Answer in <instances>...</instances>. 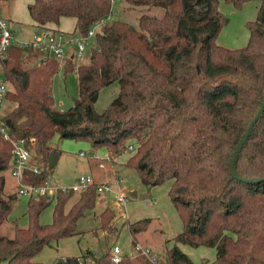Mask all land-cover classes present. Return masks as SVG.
Returning <instances> with one entry per match:
<instances>
[{
    "label": "trees",
    "instance_id": "16d2710c",
    "mask_svg": "<svg viewBox=\"0 0 264 264\" xmlns=\"http://www.w3.org/2000/svg\"><path fill=\"white\" fill-rule=\"evenodd\" d=\"M115 1L34 0L29 12L37 27L50 30L49 24L74 18L70 36H87L96 22L115 14ZM120 1L161 7L164 14H144L138 26L114 16L95 33L87 64L66 58L62 67L43 48L16 44L1 59L0 72L10 84L7 103L14 105L4 123L13 138L24 139L42 156L41 163L32 157L31 165L41 171H25V182L43 185L50 177L56 135L88 140L94 149L107 148L111 157L132 146L127 165L144 185L172 181L169 196L183 230L171 239L167 264H197L179 244L216 248V259L201 264H264V0H259L256 19L247 23V45L236 49L217 43L225 22L219 0ZM225 1L241 8L252 0ZM61 68L77 75L80 103L69 109L58 108L53 93ZM115 83L117 97L97 113L91 98ZM12 151L0 134V264H41L36 255L52 241L78 233V220L95 208L99 193L91 187L69 208L73 191L30 198L28 226L14 221L13 234H4L1 229L17 201L5 191ZM51 204L52 222L41 223ZM114 216L107 207L98 218L108 227ZM151 222L130 224L133 244ZM52 264L135 263L127 255L116 263L109 250L100 255L89 250Z\"/></svg>",
    "mask_w": 264,
    "mask_h": 264
},
{
    "label": "rangeland",
    "instance_id": "374dc122",
    "mask_svg": "<svg viewBox=\"0 0 264 264\" xmlns=\"http://www.w3.org/2000/svg\"><path fill=\"white\" fill-rule=\"evenodd\" d=\"M259 5V0H252L244 3L241 8H237L225 0H219V9L224 15L225 22L217 37V43L231 49L245 47L250 38L247 23L256 19ZM197 9L200 10L201 7L197 5ZM114 10L115 17L128 21L135 26H138L139 18L144 14L156 16L164 14V9L161 7L131 6L127 2L121 1L114 4ZM11 27L15 28L17 34L15 38L21 42L31 41L33 32L37 29V27L34 29L31 24L23 25V27L11 25ZM74 37L79 36L75 34ZM76 44L75 42V45H71L70 48L74 49ZM90 55L89 47L82 57L75 59V63H89ZM64 64L61 62L62 67ZM53 93L58 108L69 109L74 107L79 99L76 73L66 74L61 68L54 77ZM118 93L119 86L117 83L102 88L94 102L95 111L102 113L117 97ZM13 107V104H4L5 111ZM51 146L59 154L56 167L49 168L53 184L71 186L81 175H93L94 172L103 170L105 178H98L96 181L98 183L110 182L115 192L101 193L95 208L87 210L85 215L78 220L76 230L78 233L58 241H52L50 245H46L36 255L35 261L41 264H52L57 258L63 256L64 258L79 257L89 250L100 255L107 250L111 252L115 245H119L124 256L127 255L135 264H167L168 250L174 244L171 239L183 230L182 220L169 196L172 181L169 180L154 187L144 185L138 171L127 165L133 150H127L119 156L111 157L105 147L94 149L88 140L62 139L59 135H56L52 140ZM31 152L33 161L41 163L42 156L38 151L33 148ZM91 152L94 153V156L90 155ZM101 163L104 164L105 168H100ZM10 167L4 172L7 179L5 191L6 195L15 194L17 201L1 232L11 236L13 234L12 222H17L21 227H27L29 224L26 214L29 198L19 194L17 181L13 177ZM119 178L123 181H118ZM133 191L137 192V197L131 195ZM116 193H123L126 196V202L117 203ZM81 194L74 193L67 207H71ZM53 207L54 204H51L42 212L41 223L52 222ZM107 207L114 210L115 216L110 225L104 227L98 216ZM145 218H151L152 222L146 231L137 235L136 242L133 244L130 224ZM136 244L149 249V256L135 250ZM179 246L197 264H201L205 260L214 261L217 257V250L214 247H191L185 244H179Z\"/></svg>",
    "mask_w": 264,
    "mask_h": 264
},
{
    "label": "built area",
    "instance_id": "2783aa9c",
    "mask_svg": "<svg viewBox=\"0 0 264 264\" xmlns=\"http://www.w3.org/2000/svg\"><path fill=\"white\" fill-rule=\"evenodd\" d=\"M114 16L115 14H109L107 17L96 22L87 36L74 37L61 31L37 28L31 41L21 42L15 38L8 22L2 17L0 7V61L5 57L8 48L12 44H16L21 47L33 46L36 48H43L45 52L50 53L52 57L58 59L60 62H64L66 58H72L75 60L77 57H82L84 55V52L87 48H89L95 33L106 23L112 21L113 18H115ZM75 42L77 43L76 47L72 50L70 46L73 44L75 45ZM9 90V82L5 80L3 74L0 72V134L13 146V157L10 170L13 177L17 181L19 194L25 195L29 199L33 198L38 200L43 197H48L49 199L55 198L60 192L68 193L73 191L75 193H83L91 187H94L99 195L101 193L115 192L110 182L98 183L94 176L90 174L81 175L71 186L53 184L50 177L47 178L45 184L43 185L26 183L24 180L25 171L32 170L35 173H39L41 169L39 166L31 165L33 155L31 149L27 145V142L24 139L13 138L10 130L4 123V117L6 115L4 104L7 103V94ZM130 150H133L132 146L130 147ZM82 155H84V153H82ZM100 168H105L103 163L100 164ZM118 181L122 182L123 180L119 178ZM116 199L119 203L126 202V196L123 193H116ZM135 250L141 252V254L149 256V249L143 248L140 244L135 245ZM111 254L114 262L116 263L120 262L124 257L122 249L119 245H115L112 248Z\"/></svg>",
    "mask_w": 264,
    "mask_h": 264
},
{
    "label": "crops",
    "instance_id": "0c3cea01",
    "mask_svg": "<svg viewBox=\"0 0 264 264\" xmlns=\"http://www.w3.org/2000/svg\"><path fill=\"white\" fill-rule=\"evenodd\" d=\"M33 1L34 0H1L0 1L1 11H2V14L4 15L3 18L6 19V21L8 22L15 36H17L15 28L13 27L14 28L13 29L11 25L23 27V25L31 24L34 27V29L35 27H37L29 12V5ZM118 2H120V0L115 1V3H118ZM48 26L52 30H59L61 32H64L70 35L75 32L76 20L74 18H63L59 26H56L55 24H49ZM71 36H74V35H71ZM103 175H105V172L102 170L101 172H98V171L94 172L92 176H94V178L98 180V178H101V179L105 178V176Z\"/></svg>",
    "mask_w": 264,
    "mask_h": 264
},
{
    "label": "water",
    "instance_id": "95a60500",
    "mask_svg": "<svg viewBox=\"0 0 264 264\" xmlns=\"http://www.w3.org/2000/svg\"><path fill=\"white\" fill-rule=\"evenodd\" d=\"M97 98H98V94H96L95 96H93V97L91 98V100H92L93 102H95V101L97 100ZM79 103H80V100L78 99V100L76 101L75 106H78ZM263 108H264V104H263V107H262L261 110H260V113H261V111L263 110ZM260 113H259V114H260ZM259 114H258V116L255 118L254 122L252 123L251 128L253 127L254 123L257 121V119H258V117H259ZM246 138H247V136H246ZM246 138H244V140L241 142L240 146L237 148V151H236L235 156H234L233 161H232V167H233V168H234V165H235V159H236L237 153H238L239 150L241 149V147H242V145L244 144V141L246 140ZM90 155H91V156H94V153L91 152ZM58 158H59V154H58L57 152H52V153L49 155V159H48V160H49V168H50V169H53V168L56 167V165H57V163H58ZM233 172L235 173V170H234V169H233ZM131 195L134 196V197H137V192H136V191H133ZM205 261H206V260H205Z\"/></svg>",
    "mask_w": 264,
    "mask_h": 264
}]
</instances>
